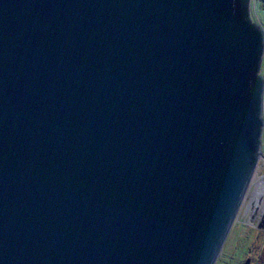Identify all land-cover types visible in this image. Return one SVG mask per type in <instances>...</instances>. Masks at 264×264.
I'll return each mask as SVG.
<instances>
[{"label": "water", "instance_id": "obj_1", "mask_svg": "<svg viewBox=\"0 0 264 264\" xmlns=\"http://www.w3.org/2000/svg\"><path fill=\"white\" fill-rule=\"evenodd\" d=\"M263 53L250 0H0V264H214Z\"/></svg>", "mask_w": 264, "mask_h": 264}, {"label": "rangeland", "instance_id": "obj_2", "mask_svg": "<svg viewBox=\"0 0 264 264\" xmlns=\"http://www.w3.org/2000/svg\"><path fill=\"white\" fill-rule=\"evenodd\" d=\"M260 74L264 81V53ZM262 115L264 118V90ZM261 150L264 154V124L261 134ZM262 182H264L263 158L258 161L237 218L214 264H264V204L261 210L257 206L261 202L264 203V198L260 197L257 205L252 200L258 184Z\"/></svg>", "mask_w": 264, "mask_h": 264}, {"label": "trees", "instance_id": "obj_3", "mask_svg": "<svg viewBox=\"0 0 264 264\" xmlns=\"http://www.w3.org/2000/svg\"><path fill=\"white\" fill-rule=\"evenodd\" d=\"M250 15L264 30V0H250Z\"/></svg>", "mask_w": 264, "mask_h": 264}, {"label": "bare ground", "instance_id": "obj_4", "mask_svg": "<svg viewBox=\"0 0 264 264\" xmlns=\"http://www.w3.org/2000/svg\"><path fill=\"white\" fill-rule=\"evenodd\" d=\"M263 195H264V182L258 184V186L256 188V191L254 192V195L252 196L253 197V199H252L253 200V203L255 205H257V203L260 202V199L259 198L260 197L261 198H264ZM263 204L264 203L261 202L260 205H257L260 210L263 208Z\"/></svg>", "mask_w": 264, "mask_h": 264}]
</instances>
